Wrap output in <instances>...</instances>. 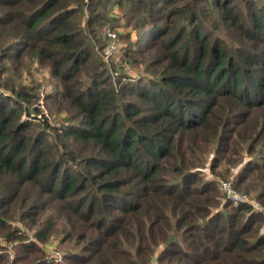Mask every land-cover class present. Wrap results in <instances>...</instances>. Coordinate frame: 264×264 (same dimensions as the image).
I'll use <instances>...</instances> for the list:
<instances>
[{
  "label": "trees",
  "instance_id": "16d2710c",
  "mask_svg": "<svg viewBox=\"0 0 264 264\" xmlns=\"http://www.w3.org/2000/svg\"><path fill=\"white\" fill-rule=\"evenodd\" d=\"M0 28V72L29 53L59 81L45 114L0 75V264H264V0H0ZM211 148L249 201L217 206ZM12 219L75 249L45 255Z\"/></svg>",
  "mask_w": 264,
  "mask_h": 264
},
{
  "label": "rangeland",
  "instance_id": "374dc122",
  "mask_svg": "<svg viewBox=\"0 0 264 264\" xmlns=\"http://www.w3.org/2000/svg\"><path fill=\"white\" fill-rule=\"evenodd\" d=\"M112 14L113 13H111L110 15ZM74 18L80 21L83 20L84 16L81 15V13H77ZM115 19L116 18L114 16V20ZM7 28H0V49H2L8 42L14 41L13 40L14 37L12 35L14 33H12V31ZM107 28L109 27L108 25L105 24L100 29L101 34L100 32L96 31L97 36L94 43L95 45L98 46H101L102 44L103 45L106 44L101 51L104 60L107 62H109L110 60H112L113 62H117L114 60L117 59V56L120 57V55L118 54L122 50V45L125 44V41L123 42L124 40L123 36L125 35V33L122 35V39L119 40L118 34L119 32L122 31V28L110 27V29H112V31L110 30V32L114 33L115 37H112L110 33H108V30H106ZM113 30L115 32H113ZM104 32L106 33L104 34ZM15 50L16 49H14V51ZM130 63L131 64H129V66L122 63V61H120V63H116L118 69H116L115 71L113 70L111 72L112 75H116V73L119 74L127 73L131 76H136L142 72V70H140V67H137L136 64H133L134 63L133 61ZM2 64L6 66L3 69V71L0 72V75L3 78H7L6 79L7 83H5V85L14 86L15 88H17L18 86L27 87L28 92H31L36 96V104L39 105V108L43 111V113L47 114L48 109L46 107L47 104H45L44 98L48 92H53L55 84H59V81L51 76L48 67L39 65L37 61L29 53H25L21 55L19 58H14L13 60H11V57H9V59L8 58L5 59ZM209 150L210 151L203 158L202 164L199 163L200 165H198L196 168L201 167L200 169L203 171L202 176L206 180H211L216 183V190L219 195V197L217 196V199H219L218 201L219 204H217L218 206L224 202V198L222 196L224 192L223 184L229 181L232 182L231 180L234 179L235 171L238 169V167L227 166L222 162H217L216 165L213 164L212 156H213V151H215V149L211 148ZM260 154L263 153L261 152L260 149H258V151H256L254 155H252V157L258 158V155ZM244 158L248 159L247 155H244ZM232 189L235 190L234 187ZM236 193L242 194L247 199L250 198L249 195H247V193L246 194L240 193L238 191H236ZM254 204L258 205L256 201H254ZM9 222L10 224H12V226L17 227L21 231H24L28 234L27 241L29 242L35 241L40 246L42 245L45 250V255L59 258V261H63V263L65 262L64 256L70 253L73 249H75L72 243L65 242L61 244L59 242V238L56 237L55 235H50L49 238L46 239L45 241H38L34 239L32 232L35 229L30 227V224L27 219H23L20 221L12 219ZM7 250L8 251L5 253L3 252V250L0 249V254L5 253L7 260L9 259V261H12L14 258V252H12L9 248ZM17 252L18 249H15V255H18ZM157 252L158 250H156L155 253ZM146 264H157V263L153 259L152 262H148Z\"/></svg>",
  "mask_w": 264,
  "mask_h": 264
},
{
  "label": "built area",
  "instance_id": "2783aa9c",
  "mask_svg": "<svg viewBox=\"0 0 264 264\" xmlns=\"http://www.w3.org/2000/svg\"><path fill=\"white\" fill-rule=\"evenodd\" d=\"M108 33H110V35L112 37H115L114 33L110 32V31ZM232 188H233V186H232V183L230 181L223 184V189H224L223 194H224L225 199L230 201L232 204H237V203L249 201V199H247L242 194L236 193V191L233 190ZM252 207L255 210H258V211L262 212V214H264V207L263 206H261L259 204L256 205V204L252 203ZM56 259L59 260V258H56Z\"/></svg>",
  "mask_w": 264,
  "mask_h": 264
},
{
  "label": "bare ground",
  "instance_id": "6f19581e",
  "mask_svg": "<svg viewBox=\"0 0 264 264\" xmlns=\"http://www.w3.org/2000/svg\"><path fill=\"white\" fill-rule=\"evenodd\" d=\"M254 211V210H253Z\"/></svg>",
  "mask_w": 264,
  "mask_h": 264
}]
</instances>
